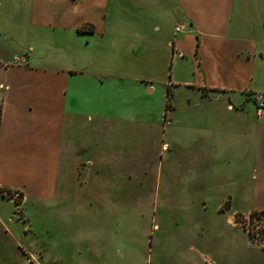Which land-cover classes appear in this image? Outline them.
Listing matches in <instances>:
<instances>
[{
	"label": "rangeland",
	"instance_id": "374dc122",
	"mask_svg": "<svg viewBox=\"0 0 264 264\" xmlns=\"http://www.w3.org/2000/svg\"><path fill=\"white\" fill-rule=\"evenodd\" d=\"M63 1L54 8L77 16L106 11L105 34L80 28L73 50L59 43L52 52L74 63L56 80L27 78L1 114L0 264H71L77 252L102 264H201L194 252L202 264H264V212L246 209L264 201V184L245 163L240 120L223 101L166 94L174 23L152 15L155 0ZM50 3L0 0L5 46L33 44L31 13Z\"/></svg>",
	"mask_w": 264,
	"mask_h": 264
},
{
	"label": "crops",
	"instance_id": "0c3cea01",
	"mask_svg": "<svg viewBox=\"0 0 264 264\" xmlns=\"http://www.w3.org/2000/svg\"><path fill=\"white\" fill-rule=\"evenodd\" d=\"M51 1L50 9L31 13L34 41L33 44H26L28 48L20 54L6 47L10 34L6 31L2 36L0 34V120L1 114L7 110L5 106L9 109L15 107L14 100H10L20 93L18 88L23 81L56 80L67 62L74 63L72 53L63 51L55 54L52 52L55 47L63 45L73 50L70 46L74 40V43L78 42L80 28L83 30L81 33L88 34V37L105 34L99 24L101 19L106 18V11L89 10L85 11V15L77 16L71 11L54 8L57 6L54 3L63 0ZM156 1L152 4V15L162 19L167 17L174 23L172 35L166 40L169 61L173 62L171 76L164 84L166 91H170L169 97L171 100L174 98V89H182L187 93L184 95L187 104L193 102V95L200 101H223V111L234 115L236 121L240 120L241 135L245 131V163L252 162V171L258 173L257 177H253L264 184V108H258L250 99L252 94L264 93V0H171L167 8L158 7ZM92 6L100 7L102 1L95 0ZM166 12L169 16H165ZM148 19L152 23L151 30L159 32L162 25L156 19ZM177 27H181V32H175ZM65 42L67 45L64 46ZM147 44L144 45L141 39L136 41V45L144 49ZM15 56H25L26 63L12 65ZM56 65L62 68H52ZM144 81L141 80V83L145 84L148 93H152V86ZM24 94L28 98L43 97L35 90H25ZM52 95L53 91L49 90L44 97ZM185 108L192 110L188 105ZM221 139L216 140L217 146L223 145L224 140ZM253 204L246 209L264 211L262 199L258 198ZM194 254L202 264L201 253ZM90 255L94 253L77 252L72 255L71 264H102L91 260L97 257ZM87 257L91 263L85 260ZM193 260L196 264L197 258ZM27 261L39 264L31 263V258Z\"/></svg>",
	"mask_w": 264,
	"mask_h": 264
},
{
	"label": "built area",
	"instance_id": "2783aa9c",
	"mask_svg": "<svg viewBox=\"0 0 264 264\" xmlns=\"http://www.w3.org/2000/svg\"><path fill=\"white\" fill-rule=\"evenodd\" d=\"M175 32L176 33L181 32V27L175 28ZM25 63H26V57L24 56H19V57L15 56L11 62L12 65L25 64ZM251 96L250 99L255 103V105H257L258 108H264V93L252 94ZM166 123L168 124V121Z\"/></svg>",
	"mask_w": 264,
	"mask_h": 264
},
{
	"label": "trees",
	"instance_id": "16d2710c",
	"mask_svg": "<svg viewBox=\"0 0 264 264\" xmlns=\"http://www.w3.org/2000/svg\"><path fill=\"white\" fill-rule=\"evenodd\" d=\"M169 93H170V91H169V89H168V90L166 91V94L170 96ZM261 212H264V211H261ZM254 214H255V213H254Z\"/></svg>",
	"mask_w": 264,
	"mask_h": 264
}]
</instances>
